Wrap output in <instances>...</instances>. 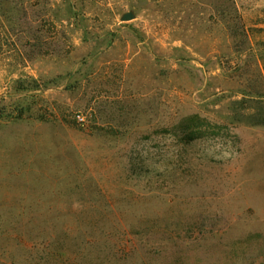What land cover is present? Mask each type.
I'll use <instances>...</instances> for the list:
<instances>
[{
	"label": "rangeland",
	"instance_id": "374dc122",
	"mask_svg": "<svg viewBox=\"0 0 264 264\" xmlns=\"http://www.w3.org/2000/svg\"><path fill=\"white\" fill-rule=\"evenodd\" d=\"M259 29L264 0H0V264H264L231 108Z\"/></svg>",
	"mask_w": 264,
	"mask_h": 264
},
{
	"label": "trees",
	"instance_id": "16d2710c",
	"mask_svg": "<svg viewBox=\"0 0 264 264\" xmlns=\"http://www.w3.org/2000/svg\"><path fill=\"white\" fill-rule=\"evenodd\" d=\"M246 43L250 42L248 33L242 26L238 28ZM257 33L264 35V29L257 30ZM261 50L255 56V67L259 71L264 70V41L260 42ZM232 114L236 122L246 123L250 126L264 127V88L253 90L247 95H242L240 99L231 102ZM2 113L0 112V115Z\"/></svg>",
	"mask_w": 264,
	"mask_h": 264
},
{
	"label": "water",
	"instance_id": "95a60500",
	"mask_svg": "<svg viewBox=\"0 0 264 264\" xmlns=\"http://www.w3.org/2000/svg\"><path fill=\"white\" fill-rule=\"evenodd\" d=\"M134 18L133 14L132 13H125L123 16H122V21H130Z\"/></svg>",
	"mask_w": 264,
	"mask_h": 264
},
{
	"label": "built area",
	"instance_id": "2783aa9c",
	"mask_svg": "<svg viewBox=\"0 0 264 264\" xmlns=\"http://www.w3.org/2000/svg\"><path fill=\"white\" fill-rule=\"evenodd\" d=\"M77 120H78L79 122H83V121H84V118H83L82 116H77Z\"/></svg>",
	"mask_w": 264,
	"mask_h": 264
}]
</instances>
